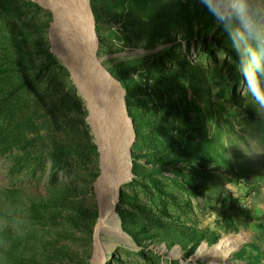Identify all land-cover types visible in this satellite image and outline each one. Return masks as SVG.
<instances>
[{"label": "rangeland", "instance_id": "obj_1", "mask_svg": "<svg viewBox=\"0 0 264 264\" xmlns=\"http://www.w3.org/2000/svg\"><path fill=\"white\" fill-rule=\"evenodd\" d=\"M89 4L98 58L133 91L129 108L121 84L135 135L109 219L117 233L101 234L105 264H210L219 258L208 247L238 236L220 263L264 264V119L228 34L199 0ZM54 20L36 0H0V93L8 87L27 115L23 126L18 108L0 114V264H90L93 254L101 154L87 100L52 49ZM30 81L26 96L14 92ZM79 208L97 214L91 235L65 219Z\"/></svg>", "mask_w": 264, "mask_h": 264}, {"label": "bare ground", "instance_id": "obj_2", "mask_svg": "<svg viewBox=\"0 0 264 264\" xmlns=\"http://www.w3.org/2000/svg\"><path fill=\"white\" fill-rule=\"evenodd\" d=\"M55 16L50 36L52 49L70 70L79 92L87 100L95 141L101 154V173L95 181L99 218L90 264H105L103 232L117 233L109 219L114 213L122 184L131 176L134 132L126 111L124 88L97 56V36L89 0H36ZM244 241L243 236L224 237L203 245L226 260ZM213 260L210 264H221Z\"/></svg>", "mask_w": 264, "mask_h": 264}, {"label": "clouds", "instance_id": "obj_3", "mask_svg": "<svg viewBox=\"0 0 264 264\" xmlns=\"http://www.w3.org/2000/svg\"><path fill=\"white\" fill-rule=\"evenodd\" d=\"M228 34L239 72L264 119V0H199Z\"/></svg>", "mask_w": 264, "mask_h": 264}, {"label": "trees", "instance_id": "obj_4", "mask_svg": "<svg viewBox=\"0 0 264 264\" xmlns=\"http://www.w3.org/2000/svg\"><path fill=\"white\" fill-rule=\"evenodd\" d=\"M93 7H95V6H93ZM94 11H95V9H94ZM96 15H97V12L95 11V16ZM46 57L50 60L51 64L55 66V68L60 69L63 72L68 74V71L66 70L64 65H62L57 60V58L55 57V55L53 53H51L49 51L47 53ZM38 76H40V78L42 77L40 75V72H38V73H36V75H34V79H36ZM118 80L121 82V84L123 85V87L126 90V101H127L128 107L130 108L132 106L130 99H131L133 91L123 78L118 77ZM36 83H37L36 81H30L29 82L30 85L27 88H25L24 85L23 86L17 85L14 89V92L20 93V94H25V96H26V91L34 90L36 88L35 87V86H37V85H35ZM4 85L10 86L11 83L6 80ZM8 90H9L8 87H4L2 93H0V114H4V116L15 118L16 117L15 110L17 108L19 109V105H18V107L14 108V109H13V107L10 106V104H9L10 98H9ZM73 91H75V90H73ZM73 95L76 96L74 94V92H73ZM65 99L66 98L63 97V100H65ZM19 112L22 115L21 123L24 126V125H26V120H27V118H26L27 115L25 112L24 105L21 106V108L19 109ZM129 114L134 119V127H135L136 132H137L136 139H139V127L137 124L136 116L133 115V113L131 112V109H129ZM135 160H136V158H134V165H135ZM120 196L122 197V195H120ZM88 212L89 211L85 208H79L77 211H73L72 213H68L67 218H65V219L67 222H69L71 224V227H74L76 229L77 228L79 229L80 227L86 225L85 228L87 229V233L91 235L93 232V225L95 224L97 214H94V215L92 214L93 218L91 219V221H88V215H87ZM48 243H49L50 249L52 251H54L52 246H51V244H52L51 241H48ZM75 260H76V264H87V260L82 259L81 256L76 255Z\"/></svg>", "mask_w": 264, "mask_h": 264}, {"label": "water", "instance_id": "obj_5", "mask_svg": "<svg viewBox=\"0 0 264 264\" xmlns=\"http://www.w3.org/2000/svg\"><path fill=\"white\" fill-rule=\"evenodd\" d=\"M107 70V69H106ZM108 72H109V70H107ZM109 74L110 75H112L110 72H109ZM113 76V75H112ZM114 77V76H113ZM120 84H121V82L116 78V77H114ZM127 110V109H126ZM131 119V118H130ZM131 123L133 124V121H132V119H131ZM135 135V134H134Z\"/></svg>", "mask_w": 264, "mask_h": 264}]
</instances>
